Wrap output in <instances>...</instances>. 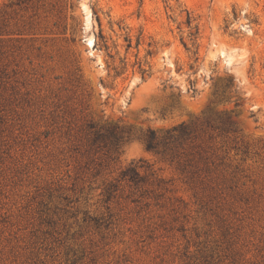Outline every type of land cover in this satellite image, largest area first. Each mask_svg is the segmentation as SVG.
<instances>
[{
    "label": "rangeland",
    "instance_id": "rangeland-1",
    "mask_svg": "<svg viewBox=\"0 0 264 264\" xmlns=\"http://www.w3.org/2000/svg\"><path fill=\"white\" fill-rule=\"evenodd\" d=\"M0 264H264V0H0Z\"/></svg>",
    "mask_w": 264,
    "mask_h": 264
},
{
    "label": "trees",
    "instance_id": "trees-1",
    "mask_svg": "<svg viewBox=\"0 0 264 264\" xmlns=\"http://www.w3.org/2000/svg\"><path fill=\"white\" fill-rule=\"evenodd\" d=\"M188 24L189 25L191 24L190 18H189ZM179 128L183 131L182 132L183 135L187 134V127L184 124L180 125ZM175 130H177V129H175ZM146 146L148 149H156L157 148L158 145L156 143V137H155L154 131L149 132L148 138L146 140Z\"/></svg>",
    "mask_w": 264,
    "mask_h": 264
},
{
    "label": "bare ground",
    "instance_id": "bare-ground-1",
    "mask_svg": "<svg viewBox=\"0 0 264 264\" xmlns=\"http://www.w3.org/2000/svg\"><path fill=\"white\" fill-rule=\"evenodd\" d=\"M92 44H93V40H90V41H89V45L92 46Z\"/></svg>",
    "mask_w": 264,
    "mask_h": 264
}]
</instances>
